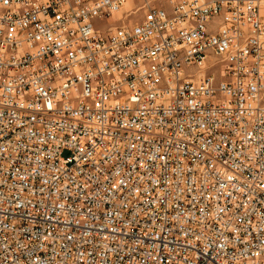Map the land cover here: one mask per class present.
Listing matches in <instances>:
<instances>
[{
    "label": "built area",
    "instance_id": "1",
    "mask_svg": "<svg viewBox=\"0 0 264 264\" xmlns=\"http://www.w3.org/2000/svg\"><path fill=\"white\" fill-rule=\"evenodd\" d=\"M0 264H264V0H0Z\"/></svg>",
    "mask_w": 264,
    "mask_h": 264
}]
</instances>
